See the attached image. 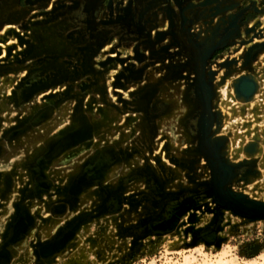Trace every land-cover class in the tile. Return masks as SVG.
<instances>
[{
	"label": "rangeland",
	"instance_id": "obj_1",
	"mask_svg": "<svg viewBox=\"0 0 264 264\" xmlns=\"http://www.w3.org/2000/svg\"><path fill=\"white\" fill-rule=\"evenodd\" d=\"M0 264H264V0H0Z\"/></svg>",
	"mask_w": 264,
	"mask_h": 264
},
{
	"label": "flooded vegetation",
	"instance_id": "obj_2",
	"mask_svg": "<svg viewBox=\"0 0 264 264\" xmlns=\"http://www.w3.org/2000/svg\"><path fill=\"white\" fill-rule=\"evenodd\" d=\"M153 1V3H155V0H152ZM5 14H3V16H4ZM3 16H1V17H3ZM217 49H215L213 52H212V54L213 53H215V54H218L219 52L218 51H216Z\"/></svg>",
	"mask_w": 264,
	"mask_h": 264
},
{
	"label": "crops",
	"instance_id": "obj_3",
	"mask_svg": "<svg viewBox=\"0 0 264 264\" xmlns=\"http://www.w3.org/2000/svg\"><path fill=\"white\" fill-rule=\"evenodd\" d=\"M216 39H218V38H216Z\"/></svg>",
	"mask_w": 264,
	"mask_h": 264
}]
</instances>
